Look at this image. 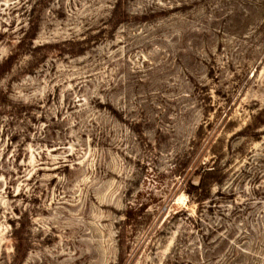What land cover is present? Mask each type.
Listing matches in <instances>:
<instances>
[{
	"label": "rangeland",
	"instance_id": "obj_1",
	"mask_svg": "<svg viewBox=\"0 0 264 264\" xmlns=\"http://www.w3.org/2000/svg\"><path fill=\"white\" fill-rule=\"evenodd\" d=\"M232 1L0 0V264L13 234L19 264H264V16Z\"/></svg>",
	"mask_w": 264,
	"mask_h": 264
},
{
	"label": "trees",
	"instance_id": "obj_2",
	"mask_svg": "<svg viewBox=\"0 0 264 264\" xmlns=\"http://www.w3.org/2000/svg\"><path fill=\"white\" fill-rule=\"evenodd\" d=\"M131 1H133V0H114L113 4L108 5L109 8L111 9L110 13H111V17H112L113 21L118 17L117 21L120 20L119 23H122L125 19L130 18V16H128V15H130V14H128L130 11L129 12L125 11V8L127 7V4ZM199 1L200 0H148V2L143 3L144 7H143V10L140 12V16L142 19H144L145 22H147V19L152 20V19H155L157 17H163V19H164L167 16H181V18H183V19H180V20H190L189 18L182 16V14H185L188 12L190 13L193 10L197 9L199 4H201V3H199ZM202 1H204L202 3L203 7H209V6L213 5L210 2L207 3V1H210V0H202ZM253 1L255 2V4H252L251 0H242L241 2L238 0L232 1L229 6L232 9H234L235 11L234 10L229 11L232 14L225 16L228 19L225 20L224 23H226L227 21H230L231 27H234V25H236V24H238L241 27V26H243L241 24L242 23L246 24V22L249 21L251 16H253L254 14L264 16L263 15V13H264V0H253ZM237 10H239V11L237 12ZM136 14H137V12H136ZM217 19H219V18L216 17L215 20H217ZM86 23H89V22H86ZM110 23H113V22L110 21ZM92 25L93 24H90L87 27V30H89V28L92 27ZM258 28L262 29L261 38L259 39V42H261L264 40V17L261 19V24L259 25ZM29 29L31 31H33L34 30L33 25H30ZM219 31H220V29H219ZM89 33H91V31ZM186 35H188V34H186ZM191 35H192L191 36V42L194 43V38H196L200 34H197L196 32H192ZM101 36H102V34H101ZM101 36L99 37V36L89 35L90 43H96L97 39H100ZM29 38H31V36H29L28 32H23V36L19 39L18 42H19V44H25ZM181 39L184 40L185 37L182 36ZM84 41H86V40H84ZM68 42L71 43L72 45H75L77 43L78 44H89V41L79 43L76 39H73V38L71 40H69ZM192 47L193 46L190 45L189 50H191ZM203 53L208 58H212V60L214 61L213 56H212L213 55L212 51H209V50H207V48H204ZM188 54L190 55V53H188ZM206 165L207 164H203L195 172V175L198 179L197 184L196 185L189 184V187L193 189V192H191V194L188 193V196L191 198L193 197L195 199V201L200 205H202V203L208 199L211 184H213V183L218 184V181H217L215 176L211 178V175H213L212 169L210 167H207ZM180 212H181V210L175 212V214H173V216L171 215L172 218L175 217ZM126 217L130 218L128 213H127ZM210 228L213 231L218 230V228H216V226L215 227L210 226ZM13 240L16 243L13 246V252L15 254V256L13 257V263L19 264V263H21V261L23 260L25 255H24V253H22V254L20 253L19 246L17 245V240H16L14 234H13Z\"/></svg>",
	"mask_w": 264,
	"mask_h": 264
}]
</instances>
